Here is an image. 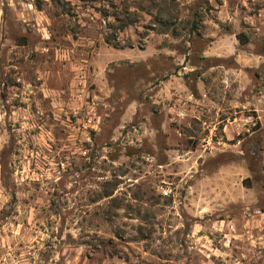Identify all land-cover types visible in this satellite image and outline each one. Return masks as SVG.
Returning a JSON list of instances; mask_svg holds the SVG:
<instances>
[{
    "label": "rangeland",
    "instance_id": "obj_1",
    "mask_svg": "<svg viewBox=\"0 0 264 264\" xmlns=\"http://www.w3.org/2000/svg\"><path fill=\"white\" fill-rule=\"evenodd\" d=\"M0 264H264V0H0Z\"/></svg>",
    "mask_w": 264,
    "mask_h": 264
},
{
    "label": "trees",
    "instance_id": "obj_2",
    "mask_svg": "<svg viewBox=\"0 0 264 264\" xmlns=\"http://www.w3.org/2000/svg\"><path fill=\"white\" fill-rule=\"evenodd\" d=\"M115 22L118 23V31H122L126 27L132 24V21H125L122 19L119 15L115 16ZM111 39L109 37H106L105 42L110 43ZM238 41L241 42V39L238 37ZM118 44H114V47H117Z\"/></svg>",
    "mask_w": 264,
    "mask_h": 264
},
{
    "label": "built area",
    "instance_id": "obj_3",
    "mask_svg": "<svg viewBox=\"0 0 264 264\" xmlns=\"http://www.w3.org/2000/svg\"><path fill=\"white\" fill-rule=\"evenodd\" d=\"M88 122H89V123H90V122H92V119H91V118H89V119H88Z\"/></svg>",
    "mask_w": 264,
    "mask_h": 264
}]
</instances>
